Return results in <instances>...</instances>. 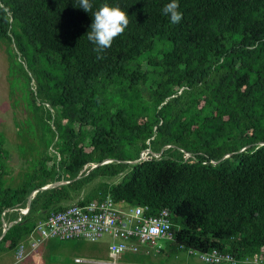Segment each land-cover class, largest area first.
I'll list each match as a JSON object with an SVG mask.
<instances>
[{
    "label": "trees",
    "instance_id": "obj_1",
    "mask_svg": "<svg viewBox=\"0 0 264 264\" xmlns=\"http://www.w3.org/2000/svg\"><path fill=\"white\" fill-rule=\"evenodd\" d=\"M90 2L0 0L10 104L26 113L15 174L0 131V251L66 202L108 195L167 209L170 252L264 255V0H178L179 24L171 0ZM103 3L129 24L97 59Z\"/></svg>",
    "mask_w": 264,
    "mask_h": 264
},
{
    "label": "built area",
    "instance_id": "obj_2",
    "mask_svg": "<svg viewBox=\"0 0 264 264\" xmlns=\"http://www.w3.org/2000/svg\"><path fill=\"white\" fill-rule=\"evenodd\" d=\"M22 211L25 208L21 209ZM167 225L165 228L164 225ZM171 221L167 209L155 214L147 212L146 205H131L123 201L115 202L108 195L98 201L82 204H69L61 210L50 212L42 221H38L27 237L14 247V260L21 261L46 239H81L94 242L106 236V259L98 260L102 264L123 263L119 256L126 252L158 251L161 240L172 238ZM158 229L159 231H154ZM196 254L208 264L227 262L231 264H264V255H247L235 258L229 252L212 249L207 252L187 251ZM75 261H82L75 258Z\"/></svg>",
    "mask_w": 264,
    "mask_h": 264
},
{
    "label": "rangeland",
    "instance_id": "obj_3",
    "mask_svg": "<svg viewBox=\"0 0 264 264\" xmlns=\"http://www.w3.org/2000/svg\"><path fill=\"white\" fill-rule=\"evenodd\" d=\"M141 67L144 69H150L151 67L143 61ZM10 98L8 95V84H7V59L4 52V46L0 45V131H2L6 137L5 146L9 149L11 160L10 163L14 166L12 173L15 174L19 171L18 168V157L16 150V142L19 141L16 134L17 127L15 122H20L25 118L26 113L21 105L16 106L15 108L10 104ZM144 152V151H143ZM120 175L112 177L108 181L116 182L118 181ZM88 187L85 188V190ZM71 202H66L69 204ZM106 240L107 237L104 236L100 240L90 242L87 240L80 241H65L63 243L64 249L73 254H79L84 256L90 253L99 252L100 254L106 253ZM166 241V240H165ZM60 245L62 242L59 243ZM0 264H7L13 261V249H5L0 251ZM32 253V252H31ZM31 253L28 255L30 256ZM27 256V257H28ZM26 257V258H27ZM25 259V258H24ZM156 264H208L200 260L196 254H189L185 250H176L169 254L167 257L164 255L157 257ZM219 264H231L227 262H222ZM251 264V263H243Z\"/></svg>",
    "mask_w": 264,
    "mask_h": 264
},
{
    "label": "clouds",
    "instance_id": "obj_4",
    "mask_svg": "<svg viewBox=\"0 0 264 264\" xmlns=\"http://www.w3.org/2000/svg\"><path fill=\"white\" fill-rule=\"evenodd\" d=\"M79 5L85 12L92 11L93 6L90 0H79ZM162 13L169 17L172 24H179L183 18V13L179 11L178 0L166 3L162 8ZM92 18L91 30L87 32V39L95 46L93 51L96 52L97 59H103L105 50L111 47L113 40L123 34L128 26V15L118 5L110 6L103 3L92 13ZM164 227L166 228L167 225L165 224Z\"/></svg>",
    "mask_w": 264,
    "mask_h": 264
},
{
    "label": "crops",
    "instance_id": "obj_5",
    "mask_svg": "<svg viewBox=\"0 0 264 264\" xmlns=\"http://www.w3.org/2000/svg\"><path fill=\"white\" fill-rule=\"evenodd\" d=\"M115 202H119V201H115ZM71 240L80 241L81 239H70V241ZM65 241H69V240H60L54 238L46 239L42 243H40L34 249L31 255L28 256L27 258L16 262L13 256V261L7 264H102L97 261L106 259V253L100 254L99 252H96V253H90L84 256H80L79 254H73V252L63 250L64 249L63 243ZM60 242H62L61 245L59 244ZM109 242H110V238L107 237L106 251ZM159 245L160 248L158 251L148 249L147 252H144L142 250L135 253L126 252L119 256V260L123 263L156 264L157 257L162 255L167 257L169 254L172 253L166 249L165 240H161L159 242ZM128 255H130V257ZM75 258H81L83 260L75 261L74 260Z\"/></svg>",
    "mask_w": 264,
    "mask_h": 264
},
{
    "label": "water",
    "instance_id": "obj_6",
    "mask_svg": "<svg viewBox=\"0 0 264 264\" xmlns=\"http://www.w3.org/2000/svg\"><path fill=\"white\" fill-rule=\"evenodd\" d=\"M148 151H149V149H145L144 152L138 157V159L130 160V161H128V162H129V163H130V162H135V161H137V160L143 158V156L145 155V153L148 152ZM62 182H65V181H59V182H56V183L54 182V183L46 184V185H43L41 188H46V187L53 186V185H55V184L62 183ZM35 191H36V190H33V191L29 194V196H28V198H27V203H26L27 206H28V204H29V202H30V197L33 195V193H34ZM5 229H6V223H5L4 220H2V230H1V233H0V238H1L2 235L4 234Z\"/></svg>",
    "mask_w": 264,
    "mask_h": 264
}]
</instances>
